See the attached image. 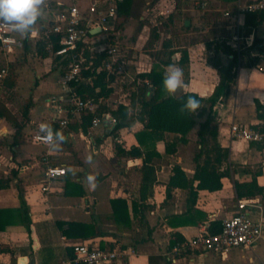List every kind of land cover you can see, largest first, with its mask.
Masks as SVG:
<instances>
[{
	"label": "crops",
	"instance_id": "0c3cea01",
	"mask_svg": "<svg viewBox=\"0 0 264 264\" xmlns=\"http://www.w3.org/2000/svg\"><path fill=\"white\" fill-rule=\"evenodd\" d=\"M47 1L53 5L57 2L65 5L76 3L82 8L89 2V0ZM212 1L217 5L215 10L222 12L228 22L224 25H215L216 37L215 41L208 44L212 47L210 49L212 55L208 59L204 55L206 50L201 47H198V52L196 48L191 50L185 48L188 53L185 68L188 71V78L186 80L183 76L182 90L177 93L193 91L202 97H208L221 82V76L213 66L212 60L220 59L225 64L232 57V54H226L220 49L215 50L214 47V43L220 41L231 46L232 35L236 29V20L224 15L223 12H232L238 3L249 0ZM134 4L135 0H131L127 12L117 13L116 27L120 37L129 30L126 20L133 19ZM144 5V11L139 16V30L132 39L134 58L127 60L125 68L128 74L131 68L135 72L132 80L134 88L129 93L126 90V82L121 83L110 74L112 77H107L106 82L107 88L111 90L107 95H101L97 99L103 98L99 110L111 112L120 103L129 105L135 86L143 81L139 77L142 72L159 70L162 67L166 71L169 65H177L182 69L178 61L183 49L175 48L171 32L163 35L160 28L165 23L172 26L177 22L180 14L176 11L178 14L175 15L176 5L168 16H161L159 0H145ZM50 18L51 14L44 7L42 16L25 36L27 48L24 45L23 49L9 54L7 61L0 55V67L6 64L7 69L18 51H33L38 57L51 63V68L46 62L45 65L43 63L35 65L38 83L30 91L29 100L32 101V105L29 109V120L22 130L15 133V127L0 117L13 128L12 131H0V177L9 178L8 186L0 188V210H6L3 216L0 215V264H59L72 256L70 244L83 240H89L103 248L125 251L118 264H149V256H157L155 264H264V236L251 249L235 247L224 255L212 253L210 256L211 252H197L172 260L169 254L173 241L178 239L175 233L181 235L182 238L179 239L193 236L203 225L210 226L211 221L216 220L221 225L223 217L236 211L235 203L238 196L234 187L235 179L250 180L254 172L260 171L257 182L264 185V138L246 141L231 139L229 135L232 121L259 130L264 125V118L258 116V113L264 114V71L256 67L257 63L264 64V17L243 15L239 18L238 30L241 38L240 48L236 50L238 62L232 69L233 80L224 82L222 91L210 111V117L218 124L217 141L229 149L230 176L222 177L220 189L198 190L194 203L190 201L188 189L181 187L173 188L171 196L166 198V184L173 174L175 165H179L188 177L193 175L195 170L193 157L200 147L198 123L187 134V142L178 140L175 151L168 153L166 142L175 140L179 134L165 132L164 139L155 142L148 140L140 144L138 136L143 132L141 131L143 125L139 121L111 131L113 128L108 129L104 125L91 127L90 122L86 123V129L83 128L82 120L85 114L76 115L63 128L50 120L54 112L48 99L63 91L59 83L61 62L58 57L45 50L42 41L39 40L41 30L48 24ZM185 20L183 19L184 25L189 26L191 20L188 19V25L185 24ZM192 32L195 30H191ZM203 32L204 30L200 29L197 31L199 34ZM163 42L168 46H164ZM145 44L156 47L152 48L149 54L143 52ZM197 46H201V43ZM40 49L47 51V55L43 56ZM172 49L176 51L172 54L171 62L163 64V59L167 58L168 52ZM129 64L131 67H128ZM53 68L59 72L56 80L59 89L50 90L48 96L39 102V96L44 89L54 87L47 79L49 71ZM41 70H44L43 73H39ZM6 76H9L8 70L0 79V83ZM257 103L261 108H257ZM37 105L39 119L34 118ZM200 110L198 121L206 115V110ZM36 122L38 124H35ZM41 123H48L65 135L66 142L59 150H52L50 144L32 139V130ZM89 156L92 163H88ZM44 157H47L45 158L47 160ZM146 157L151 158L148 163L154 169V180L143 202L147 206L142 209L139 204L142 202L140 186ZM48 163L64 166L66 173L53 179L49 189L44 191L41 187ZM88 175L96 176L94 186L87 182ZM251 197L264 202V196L261 194ZM22 200L28 210L29 228L23 220ZM134 202L137 204L136 209L133 208ZM126 216L127 218H124ZM60 220L89 223L93 231L84 236L69 237L58 227L57 221Z\"/></svg>",
	"mask_w": 264,
	"mask_h": 264
},
{
	"label": "built area",
	"instance_id": "2783aa9c",
	"mask_svg": "<svg viewBox=\"0 0 264 264\" xmlns=\"http://www.w3.org/2000/svg\"><path fill=\"white\" fill-rule=\"evenodd\" d=\"M159 6L161 16H168L175 6V0H159ZM201 6L204 7L205 2H201ZM117 7L118 0H89L84 8L76 3L65 5L57 2L53 5L46 0L45 9L51 14V18L42 28L39 40L44 49L61 62L59 83L63 91L48 99L54 112L50 120L61 128L66 127L76 115L87 113L91 115V127L104 125L112 129L117 122L110 111L99 110L102 97L99 100L83 98L74 88L78 83L92 84V77L85 75V70L105 71L107 75L113 74L120 81L125 78V47L116 27ZM248 12L264 13V0L238 3L234 11L223 12L237 22L230 43L234 50L240 48L239 18ZM25 38L14 32L10 25L0 21V55L3 59L7 61L9 54L23 49ZM101 54L104 57L95 65L94 60ZM256 67L264 71V64L257 63ZM7 70L6 64L0 67V79L7 74ZM229 135L231 139L246 141L264 138V133L259 129L235 121L230 124ZM31 137L36 142L49 145L39 127L32 130ZM65 173L64 166L48 163L42 190H48L50 182ZM235 208L234 213L222 218L219 230L212 232L208 225H203L193 236L176 238L169 250L171 259L197 252L224 255L235 247H254L264 236V202L253 197L237 198ZM70 246L72 256L59 264H118L125 252L103 248L89 240L75 241Z\"/></svg>",
	"mask_w": 264,
	"mask_h": 264
},
{
	"label": "trees",
	"instance_id": "16d2710c",
	"mask_svg": "<svg viewBox=\"0 0 264 264\" xmlns=\"http://www.w3.org/2000/svg\"><path fill=\"white\" fill-rule=\"evenodd\" d=\"M131 0L118 1L117 13H125L129 10ZM246 17L253 16L255 18L264 17L262 12H248L244 14ZM164 46H168L166 42H163ZM210 44V43H208ZM215 50L220 49L226 54H232V57L225 64L220 59L212 60V64L218 70L221 76V82L216 85L213 93L208 97H202L198 93L193 91H181L176 93L175 96H169L162 88V80L165 73V69L162 67L159 70H150L148 72H142L139 77L143 79L138 83L135 90L131 93V101L129 105L118 104V106L111 110V113L117 119L111 131L129 126L135 121H139L143 125V131L138 136L140 144L146 143L148 140L155 142L156 140L164 139L165 132H174L179 136L171 141L166 142V152L171 153L176 149V142H187V134L198 123L197 135L200 147L195 152L193 160L195 162V170L191 177H188L185 171L179 166L173 167V174L170 176L166 184V198L171 196V190L175 187H181L188 189L191 203H194L198 194V190L206 189L209 191L217 190L222 187V177L230 176V170L228 165L229 149L221 146L217 141L218 124L210 117V111L216 102L217 97L222 91L224 82L233 80L234 72L232 69L238 62V52L231 48L224 41L214 43ZM25 48L26 45H25ZM43 56L47 55V51L39 50ZM176 49H172L168 52L167 58L163 59V64H169L171 62L172 54ZM104 54L99 55L94 60V64L100 63ZM188 61L187 50L183 49L179 64L182 67L184 73V79L188 78V71H186V63ZM85 75L92 77V84L78 83L75 84V90L83 98L92 97L95 100L101 95H107L111 89L107 88L106 78L112 75H107L105 71H90L85 70ZM147 79V81H145ZM15 84V78L6 76L1 85L13 87ZM1 90V87H0ZM193 95L201 101V108L206 110L205 117L198 121L201 110L192 115L189 113L181 114L179 109L184 102V99ZM32 105V101L28 100L22 109V118L17 121L12 112L0 99V117L5 118L15 127V133L22 130L23 126L29 120V109ZM257 108H261V105L257 103ZM132 111V112H131ZM260 118H264V114L258 113ZM91 115H83V128L86 129V123L90 122ZM264 131V125L260 128ZM148 154V153H147ZM150 157L144 159L143 164V178L140 186V199L139 203L142 209L147 206L144 204V199L150 192V187L154 180L153 167L148 163ZM146 162V163H145ZM260 171H256L252 174L250 180L240 181L234 180V187L238 198L251 197L256 194L264 196V185H260L257 182V175ZM196 184L194 185V182ZM9 184V178L0 177V188L7 187ZM136 202L133 204V208L136 209ZM22 216L26 226L29 228L30 218L28 216V210L25 208L22 200ZM5 209L0 210V215H4ZM117 217V215H116ZM124 218H127L124 217ZM58 227L62 233L69 237L84 236L91 233L93 228L89 223L76 222V221H57ZM220 224L218 221H211L209 229L212 232L219 230ZM179 238H182L179 233H175ZM174 242V241H173ZM157 256H149V264H155L154 260Z\"/></svg>",
	"mask_w": 264,
	"mask_h": 264
},
{
	"label": "rangeland",
	"instance_id": "374dc122",
	"mask_svg": "<svg viewBox=\"0 0 264 264\" xmlns=\"http://www.w3.org/2000/svg\"><path fill=\"white\" fill-rule=\"evenodd\" d=\"M144 1L145 0H135V4L133 6V19H127L128 23V32L127 34L121 35L120 39L123 42V46L125 47V59L126 64H128L127 60L134 58V48L132 39L136 37L137 32L139 30L140 18L139 16L143 13L144 9ZM201 2H205V6H201ZM175 15L179 12L180 17L177 19V22L172 26L170 24L165 23L161 25V33L163 35L167 34L168 31L171 32L173 36V46L177 49H190L196 48L198 52V47H201L205 52V57L208 59L212 52H210L211 46L208 43L211 41H215V33L216 26L218 24L224 25L225 22H228V19L222 15V12L216 11L217 5L212 0H175ZM185 9V10H183ZM177 11V12H176ZM148 16V15H147ZM156 16H153V18ZM183 19H190V25L185 26ZM148 21V20H147ZM219 21V23H218ZM149 22V21H148ZM151 24V22H149ZM195 30V32L191 33V30ZM204 30L203 33H197L198 30ZM214 37V38H213ZM214 39V40H212ZM153 43V42H152ZM201 43V46H197ZM159 44L157 43L156 46ZM156 46L152 44H145L143 46V52L149 53L152 52V48ZM14 61L8 66L9 77L15 78V84L13 87H8L5 85H1L0 90V99L2 102L6 104L9 110L12 112L13 116L17 119V121L22 118V109L26 102L30 99V91L33 90L38 83V78L36 77V64L43 63L44 65L47 63L49 68H51V63L46 62L44 59L38 57L33 51H18L14 55ZM144 57V56H143ZM165 57V56H164ZM145 59V57L143 58ZM46 62V63H45ZM131 67V64H129ZM133 65V64H132ZM130 70V69H129ZM44 70H41L39 73H43ZM128 72V70H127ZM130 74L126 73V78H124L121 83L126 82L127 85L126 90L130 93L133 90V76L135 75L134 70L129 71ZM59 72L57 69H51L48 73L47 79L54 84L53 88L44 89L43 93L40 94L38 101L42 102L45 97L48 96L50 90L54 91L59 89L58 84L56 83ZM128 83V84H127ZM124 85V86H125ZM121 86V85H120ZM136 87V86H135ZM34 118L39 119V108L38 105L35 108ZM44 121V118H42ZM35 124H38L36 122ZM12 126L6 122L4 119L0 118V131H12ZM30 129H28L29 131ZM26 131V130H24ZM210 256L212 253L209 254ZM221 255V254H218Z\"/></svg>",
	"mask_w": 264,
	"mask_h": 264
},
{
	"label": "clouds",
	"instance_id": "9594fccd",
	"mask_svg": "<svg viewBox=\"0 0 264 264\" xmlns=\"http://www.w3.org/2000/svg\"><path fill=\"white\" fill-rule=\"evenodd\" d=\"M46 0H0V21L12 27V30L21 36H26L34 27L38 19L42 16ZM183 70L177 65H169L165 71L162 88L169 96L182 90ZM201 108V101L189 95L184 99L179 111L181 114L189 113L194 115ZM39 131L44 134V139L50 144L52 150H59L61 145L66 142L65 135L58 130H54L48 123H41ZM88 163H92L91 156ZM90 185H95L96 176L86 177Z\"/></svg>",
	"mask_w": 264,
	"mask_h": 264
},
{
	"label": "water",
	"instance_id": "95a60500",
	"mask_svg": "<svg viewBox=\"0 0 264 264\" xmlns=\"http://www.w3.org/2000/svg\"><path fill=\"white\" fill-rule=\"evenodd\" d=\"M185 24H186V25L189 24V20H188V19L185 20ZM92 31H94V30H92Z\"/></svg>",
	"mask_w": 264,
	"mask_h": 264
}]
</instances>
